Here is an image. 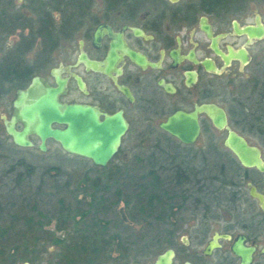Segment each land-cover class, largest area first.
<instances>
[{"label": "flooded vegetation", "instance_id": "af4514ba", "mask_svg": "<svg viewBox=\"0 0 264 264\" xmlns=\"http://www.w3.org/2000/svg\"><path fill=\"white\" fill-rule=\"evenodd\" d=\"M234 1L0 0V158L49 152L54 163L47 169H59L65 150L58 141L45 138L42 150L41 138L29 132L31 145L19 146L5 129V120L16 115L20 92L25 93L26 106L39 105L50 87L57 89L59 103L90 106L100 121L120 112L127 123L120 146L125 141L194 145L203 142V120L214 135H226L203 112L197 114L199 133L192 144L160 127L178 110L192 112L203 103H214L225 111L230 128L259 148L264 161V35L243 32L258 26L257 15L264 27V12L245 10ZM205 62L214 69L208 70ZM14 127L21 131L24 123L15 119ZM52 127L65 125L52 122ZM215 138L209 142L216 143ZM225 150L218 154L223 156L221 167H203V157L199 166L176 167V153L154 167L105 170L94 180L104 182L107 190L98 193L104 199L83 201L84 214L76 217H88L86 232L100 255L91 264L126 258L132 236L164 238L165 249L174 251L175 264L173 242L179 238L187 244L191 238L178 217L190 209L203 222L196 235L203 241V259L223 250V261L238 264L231 246L241 239L254 248L250 264H264V171L242 166ZM250 187L262 202L250 195ZM141 190H152V197ZM138 226L137 235L127 236L123 230ZM214 236L218 246L206 255ZM115 253L118 258L112 257Z\"/></svg>", "mask_w": 264, "mask_h": 264}, {"label": "rangeland", "instance_id": "374dc122", "mask_svg": "<svg viewBox=\"0 0 264 264\" xmlns=\"http://www.w3.org/2000/svg\"><path fill=\"white\" fill-rule=\"evenodd\" d=\"M234 2L236 5L244 7L245 10L256 8L264 12V0H235ZM261 45H264V41ZM238 129L245 132L250 140L259 142V139L254 138L253 134L247 132L246 129L244 130L243 126H238ZM211 136L216 137V143H221L225 135L224 133L214 135L207 120H203V142L194 145L188 146L177 143L139 144L125 141L106 166H98L87 158L61 151L59 169L52 172L47 169L50 164L54 163L49 159V152L41 155L35 154L36 156L24 152L23 155L21 154L25 157L24 159L0 158V229L11 224L13 227L8 234L11 235V233L17 232V229L24 227L21 221L18 223L17 218L23 220L24 216L34 215L36 218H40L42 222V234L46 231L52 232L55 236H60L63 241L66 239L67 243L71 236L75 238L78 233L75 232L71 221L67 222L64 230L56 229L60 211L64 208L63 211L73 212L77 206L84 209L86 205L83 201L90 199L91 183L95 179L103 177L105 170L149 168L158 162L167 163L171 160L168 159L169 156L176 153L178 154L175 163L196 167L199 166L203 157V167H210L209 165L214 159L207 164L208 157L210 158L212 155L204 151L207 145L211 144L209 142ZM27 168L32 169L28 171ZM111 198H114V195H111ZM60 201L63 202L64 207H61ZM38 212L47 218L38 215ZM50 217L51 221L46 223V219ZM199 217L191 209L179 215L178 222L187 227L184 228V232L191 233V238L187 244H184L179 238L173 242L176 249L175 264H182L185 260L193 261L195 264H203V262L205 264H228L227 261L222 260L223 258L221 259V254H224L223 250L204 259L203 255H200L203 241L197 239L196 235H198L199 229L203 227V222L200 223ZM78 221L79 227L82 229L81 233L87 235L88 217L80 218ZM190 225H192L191 229L188 228ZM139 228L141 226L123 230H126L127 236L134 233L137 235ZM132 237V239H127L128 253L126 258H121L114 264H152L156 255L167 247L164 238L138 239L135 236ZM124 242L126 241L124 240ZM58 247L44 242L39 250L37 249L38 252L30 249L31 259L29 263L58 264L56 255L61 251L58 250ZM21 250L24 251L23 248ZM112 257L118 258L119 256L115 253L112 254ZM18 264H23V262H18Z\"/></svg>", "mask_w": 264, "mask_h": 264}, {"label": "water", "instance_id": "95a60500", "mask_svg": "<svg viewBox=\"0 0 264 264\" xmlns=\"http://www.w3.org/2000/svg\"><path fill=\"white\" fill-rule=\"evenodd\" d=\"M256 23L257 27H247L243 32L251 35L254 31L257 38L262 37L264 27L258 15ZM205 30L209 32L208 28ZM213 48L217 51L215 42H213ZM204 64L208 70L214 69L212 64L206 62ZM89 65L92 64L89 63ZM45 90L46 96L43 102L32 106L25 105V93L20 92L15 101L16 115L10 121L5 120V129L12 136L14 143L19 146H30L31 142L26 135L32 132L41 138L39 147L42 150H45V138L51 137L58 141L67 153L87 158L95 165L106 166L118 151L121 135L127 128L121 113L108 115L100 121L98 113L92 107L76 103L61 104L57 101V89L48 87ZM198 112L206 114L216 129L227 131L223 145L237 157L242 166L256 167L264 171V161L261 159L259 148L249 144L244 136L231 129L225 111L214 103H203L201 106H196L192 112L178 110L162 122L160 127L185 144H192L199 133ZM15 119L24 123L21 131L15 129ZM52 122L64 124L65 128H54ZM250 195L262 202V196L254 187H250ZM216 246H218L217 236H214L209 241L205 254L210 255ZM253 250V247L243 245L241 239L236 240L231 246V251L240 258L238 264H250ZM23 264H29V262ZM153 264H174L173 249L168 248L159 253ZM184 264L192 263L185 261Z\"/></svg>", "mask_w": 264, "mask_h": 264}, {"label": "trees", "instance_id": "16d2710c", "mask_svg": "<svg viewBox=\"0 0 264 264\" xmlns=\"http://www.w3.org/2000/svg\"><path fill=\"white\" fill-rule=\"evenodd\" d=\"M204 152H209V154L212 155L210 158L208 157L207 160L209 161L207 164H209L211 160L214 159L211 165H209L210 167L225 166L223 164L224 161H222L223 156L222 158L221 156H218V154L226 152L221 143L208 144ZM176 165V167L183 166L179 163ZM186 166L188 167V165ZM101 182L93 181L91 183V199H104L103 193L98 194L99 191L104 192L107 190L102 186L104 182ZM151 191H148L147 194L143 190L140 192L143 196L152 197ZM60 204L61 207H64L62 201H60ZM32 205L34 204L32 203ZM63 210L64 208H62V211L59 213L60 216L56 223L57 229H60L61 227L65 228L67 222L71 221L73 222L75 232L78 233L77 237L73 238V236H71L70 240L66 243V239L63 241L62 239L56 238L52 232L46 231L44 234H42V222L40 221V218L38 219L34 215L24 216L23 220L17 218L18 223L21 221L23 223L22 225L24 226L20 229H17V232L8 235L9 230H11L13 227L11 224L0 229V264H18V262H29L31 259L30 249H32L34 252H38L41 244L44 242L51 243L57 247L59 246V248L62 249L64 248V252H60L58 255H56V258L62 260L63 264H91L94 262V260L100 256L96 252L97 247L94 246V238L91 237L89 233L87 235L81 233L82 229L79 227V221L75 220L77 216H83V209L75 208L73 212ZM38 215L46 217L40 212H38ZM50 221L51 217L46 219L45 222L48 223ZM22 248L24 251L21 250ZM98 262L100 263V261ZM58 264H60V262Z\"/></svg>", "mask_w": 264, "mask_h": 264}]
</instances>
